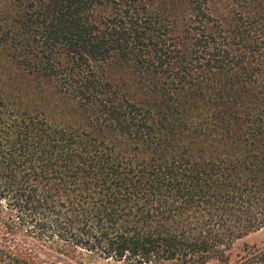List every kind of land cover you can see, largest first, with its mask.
<instances>
[{"label": "trees", "instance_id": "obj_1", "mask_svg": "<svg viewBox=\"0 0 264 264\" xmlns=\"http://www.w3.org/2000/svg\"><path fill=\"white\" fill-rule=\"evenodd\" d=\"M0 52L64 113L0 74V264H264V0H0Z\"/></svg>", "mask_w": 264, "mask_h": 264}, {"label": "rangeland", "instance_id": "obj_2", "mask_svg": "<svg viewBox=\"0 0 264 264\" xmlns=\"http://www.w3.org/2000/svg\"><path fill=\"white\" fill-rule=\"evenodd\" d=\"M0 74L4 79V83H5L4 86L6 90L13 99H16L18 96H20L21 99L24 100L25 106L29 107V109L33 111H38L39 113L44 112L48 118H50L52 121L56 123L63 122L64 113L62 111L54 110L51 107L42 104L41 102H43V100L41 99V96L28 97L25 94L26 92L25 87L29 85V82H31L32 80L27 79L23 76H15V73H13L10 67L9 61L6 59V56L1 52H0ZM32 84L38 85V83H32ZM246 244L263 246L264 229L259 232L253 233L245 237L244 239L238 241L235 244L234 251H238ZM98 264H114V263L100 262Z\"/></svg>", "mask_w": 264, "mask_h": 264}]
</instances>
